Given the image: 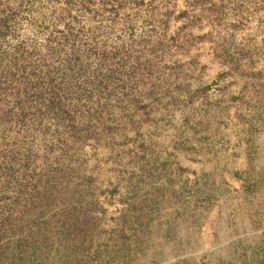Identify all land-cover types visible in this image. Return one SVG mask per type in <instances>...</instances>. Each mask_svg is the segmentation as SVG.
Wrapping results in <instances>:
<instances>
[{
    "label": "rangeland",
    "instance_id": "374dc122",
    "mask_svg": "<svg viewBox=\"0 0 264 264\" xmlns=\"http://www.w3.org/2000/svg\"><path fill=\"white\" fill-rule=\"evenodd\" d=\"M0 264H264V0H0Z\"/></svg>",
    "mask_w": 264,
    "mask_h": 264
}]
</instances>
